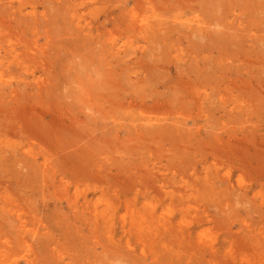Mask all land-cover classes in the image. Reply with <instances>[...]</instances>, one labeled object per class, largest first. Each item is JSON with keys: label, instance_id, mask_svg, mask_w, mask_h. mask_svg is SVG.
<instances>
[{"label": "rangeland", "instance_id": "rangeland-1", "mask_svg": "<svg viewBox=\"0 0 264 264\" xmlns=\"http://www.w3.org/2000/svg\"><path fill=\"white\" fill-rule=\"evenodd\" d=\"M0 264H264V0H0Z\"/></svg>", "mask_w": 264, "mask_h": 264}, {"label": "bare ground", "instance_id": "bare-ground-1", "mask_svg": "<svg viewBox=\"0 0 264 264\" xmlns=\"http://www.w3.org/2000/svg\"><path fill=\"white\" fill-rule=\"evenodd\" d=\"M214 1V0H213ZM113 2V1H112ZM218 3V2H217ZM199 4V3H198ZM200 6V5H199ZM211 6V5H210ZM174 7V6H173ZM200 8V7H199ZM207 8V7H206ZM226 9V8H225ZM215 10V9H214ZM209 11V10H208ZM225 11V10H224ZM215 13H216V11H215ZM212 14V13H211ZM210 16V15H209ZM210 18V17H209ZM199 20V19H198ZM195 34V33H194ZM75 41V40H74ZM71 45V44H70ZM80 45V44H79ZM87 45V44H86ZM159 45V44H158ZM201 45V44H200ZM151 48V47H150ZM160 48V47H159ZM71 49V48H70ZM85 49V48H84ZM82 50V49H81ZM96 50V49H95ZM65 51V50H64ZM196 51V50H195ZM67 54H69V53H67ZM96 54V53H95ZM65 55V54H64ZM81 55H84V54H81ZM75 56H78V55H75ZM86 56V55H85ZM87 57V56H86ZM80 58H82V57H80ZM66 59V58H65ZM73 61V60H72ZM96 62V61H95ZM53 64V63H52ZM78 64V63H77ZM99 67V66H98ZM57 68V67H56ZM55 68V69H56ZM54 69V70H55ZM59 69V68H58ZM130 69V68H129ZM99 70V69H98ZM100 70H101V68H100ZM60 71V70H59ZM64 71V70H63ZM95 72V71H94ZM59 73V72H58ZM68 73V72H67ZM70 73H71V70H70ZM83 74V73H82ZM96 74V73H95ZM62 75V74H61ZM60 76V75H59ZM67 76V75H66ZM80 76V75H79ZM58 77V76H57ZM157 78V77H156ZM60 79V78H59ZM61 80V79H60ZM64 80V79H63ZM149 80V79H148ZM157 80V79H156ZM150 81V80H149ZM66 82V81H65ZM68 83V82H67ZM62 84V83H61ZM60 85V84H59ZM66 86V85H65ZM71 86V85H70ZM70 86H68V88L70 89ZM35 87V86H34ZM62 88V87H61ZM35 89V88H34ZM74 89V88H73ZM94 90V89H93ZM61 91V90H60ZM73 91V90H72ZM76 91H77V89H76ZM74 92V91H73ZM60 93V92H59ZM65 93V92H64ZM71 93V92H70ZM177 93V92H176ZM67 94V93H66ZM75 94V93H74ZM77 96V95H76ZM25 97V96H24ZM2 99V98H1ZM75 100V99H74ZM77 103V102H76ZM80 107V106H79ZM72 110V109H71ZM80 111H82L81 109H80ZM96 112V111H95ZM81 113V112H80ZM98 115V114H97ZM88 116V115H87ZM86 116V117H87ZM91 116V115H90ZM178 118V117H177ZM96 119V118H95ZM97 119H98V117H97ZM126 121V120H125ZM95 124L97 123V122H94ZM107 123V122H106ZM83 125V124H82ZM102 125V124H101ZM105 126V125H104ZM80 127V126H79ZM84 127V126H83ZM81 128V127H80ZM55 129V128H54ZM79 129V128H78ZM84 130V129H83ZM89 130V129H88ZM174 130V129H173ZM89 132H90V130H89ZM104 134V133H103ZM185 147V146H184ZM205 153V152H204ZM7 154H9V153H7ZM9 159V158H8ZM7 160V159H6ZM23 168V167H22ZM29 170V169H28ZM14 171V170H13ZM12 171V172H13ZM42 171V170H41ZM27 172V171H26ZM26 174V173H25ZM31 175L33 174V173H30ZM14 175H16V174H14ZM19 175V174H18ZM28 175V174H27ZM33 176H34V174H33ZM38 176V175H37ZM33 178V177H32ZM35 178V177H34ZM39 178V177H38ZM25 179V178H24ZM29 179V178H28ZM36 179V178H35ZM20 180H22V179H20ZM32 182V181H31ZM30 182V183H31ZM24 185V184H23ZM20 188V187H19ZM64 225V224H63ZM69 225V224H68ZM67 225V226H68ZM62 227V226H61ZM62 229V228H61ZM70 230V229H69Z\"/></svg>", "mask_w": 264, "mask_h": 264}]
</instances>
